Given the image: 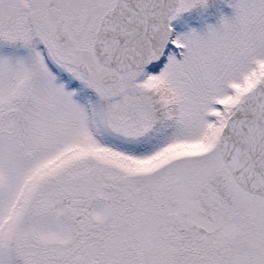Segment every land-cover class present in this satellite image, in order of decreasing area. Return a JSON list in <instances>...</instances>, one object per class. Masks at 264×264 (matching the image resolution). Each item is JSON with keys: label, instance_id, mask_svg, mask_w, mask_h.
Returning a JSON list of instances; mask_svg holds the SVG:
<instances>
[{"label": "snow or ice", "instance_id": "6c2138e0", "mask_svg": "<svg viewBox=\"0 0 264 264\" xmlns=\"http://www.w3.org/2000/svg\"><path fill=\"white\" fill-rule=\"evenodd\" d=\"M0 0V264H264V0Z\"/></svg>", "mask_w": 264, "mask_h": 264}, {"label": "rangeland", "instance_id": "374dc122", "mask_svg": "<svg viewBox=\"0 0 264 264\" xmlns=\"http://www.w3.org/2000/svg\"><path fill=\"white\" fill-rule=\"evenodd\" d=\"M218 2L225 12H230V9L223 5L222 0H218Z\"/></svg>", "mask_w": 264, "mask_h": 264}]
</instances>
